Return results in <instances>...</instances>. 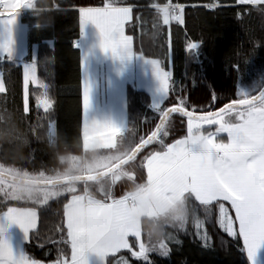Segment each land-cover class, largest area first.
<instances>
[{
	"label": "trees",
	"instance_id": "trees-1",
	"mask_svg": "<svg viewBox=\"0 0 264 264\" xmlns=\"http://www.w3.org/2000/svg\"><path fill=\"white\" fill-rule=\"evenodd\" d=\"M104 2L105 0H36L32 9L20 13L22 21L29 26L31 47L37 46L38 76L50 86L49 95L54 101L50 112L58 134L53 142L48 133L47 122L36 121L34 97L41 94L42 90L30 86V109L33 110L23 114L20 110L22 66L15 62L17 67L10 65L13 61L0 63L6 82V92L0 93V117H3L0 119V131L6 132L14 144L21 145L19 151L0 150V168H14L19 173L18 177L25 179L56 180L82 175L91 160L107 154L108 150L83 153L80 129L82 52L79 47H74V44L80 45L82 39L78 8L102 7ZM116 2L119 6L132 7V19L126 23L125 32L132 37L133 50L142 52L148 59H159L165 71H171L175 86L183 88L182 93H170L164 103L165 107L175 106L177 96L183 95L189 110H207L209 107L215 109L237 98L241 89L247 90L249 94L264 87V4L242 6L236 4L235 0ZM169 2L185 6L182 25L175 21L163 25L159 13L152 7L154 4L165 5ZM209 3L218 6L209 9L205 7ZM169 40L171 51H168ZM190 41L202 43L201 51L205 57L202 70H198L199 64L187 62L191 54L186 52V46ZM238 58L241 70L236 73L231 66ZM32 59L31 52L28 60ZM244 60L247 61L244 63ZM213 91L218 98L215 103L211 101ZM127 109L129 128L119 138L117 151H121L123 145L130 143V146L119 161L135 148L138 135L145 134L154 123H158V120H153L152 98L145 91L129 86ZM184 135L186 118L173 115L168 142ZM137 159L139 161V157ZM117 162L118 160L115 163ZM41 172L45 176H41ZM145 175L134 160L112 177L94 183L30 188L31 200L25 197L26 206L35 207L42 202L45 193L50 195L53 191L62 192L68 188L90 194L98 201H106L110 196H119L122 192L129 195L145 188L148 184L144 179ZM63 199L61 195L59 200H52L48 205L38 208L39 238L45 246L39 248L34 243L25 244V250L37 259L49 261L56 258V249L49 242L57 239L60 232L57 224L62 219ZM183 205L192 213L187 226L183 229L169 228L166 239L162 241H150L143 227L145 220L156 221L162 216L142 220V241L146 246L155 247L167 242L170 236L179 240V243L169 242L170 251L166 257L150 253L149 259L153 264H249L240 244L219 227L218 213L214 211L212 216H205L203 205L198 204L192 194L185 197ZM225 206L230 209L227 202ZM196 220L206 222L200 231L201 234H208L207 246H202L203 241L194 234L191 225ZM62 247L70 254L67 246ZM120 256L125 257L129 264H145L132 257L127 250L121 251L116 257H109V260L119 259Z\"/></svg>",
	"mask_w": 264,
	"mask_h": 264
},
{
	"label": "snow or ice",
	"instance_id": "snow-or-ice-1",
	"mask_svg": "<svg viewBox=\"0 0 264 264\" xmlns=\"http://www.w3.org/2000/svg\"><path fill=\"white\" fill-rule=\"evenodd\" d=\"M235 3L255 6V0H235ZM217 6L214 3L205 5L209 9ZM15 7L18 9L19 5ZM152 7L159 13L163 25H169L173 21L179 25L184 23V5L169 2L165 5L154 4ZM25 8L32 9L31 0ZM6 9L14 14L9 0H2L0 63L13 61L15 20L12 15L5 14ZM77 11L81 30L89 23L99 30L100 47L105 53H111L113 58L121 62L133 57L144 60L151 65L159 82L160 99L152 105L153 120H158V123H154L145 134L137 136L134 151V159L146 173L144 176L146 181L156 185L164 174L177 171L194 188L198 187L220 176L232 152L238 148L246 149L242 163L251 164L249 142L255 134L264 133V90L249 94L237 93V98L215 109L209 107L207 110L197 111L195 108L189 110L183 95L177 96L175 106L165 107L164 103L170 93H182L183 88L175 86L171 71H165L159 59H148L142 52L133 50L132 37L125 35V24L132 19V7L119 6L116 0H105L102 7L80 6ZM74 47L79 45L74 44ZM201 48L200 42L190 41L186 46V52L191 54L187 62L199 64L198 70H202V61L205 58ZM168 51H171L170 40ZM86 59L84 57L81 60L82 66ZM246 61L244 60V63ZM9 64L16 66L14 62ZM231 67L233 71L239 73L241 70L239 58ZM30 85L42 90L41 94L34 97L36 121L47 122L51 137L55 134V122L50 112L54 101L49 95V84L38 76L36 62L22 66L20 110L23 114L33 110L30 109ZM5 92L6 82L0 73V93ZM91 93L92 87L85 79L81 85V135L92 134L100 127L123 129L124 127L117 126L111 121L100 124L89 119L88 114L92 107ZM217 100L213 91L211 101L215 103ZM173 114L186 118V135L168 142ZM40 175L45 176L43 172ZM18 176L19 173L14 168H0V264H129L123 256L109 260V257H116L122 250H127L132 257L144 261L145 264H153L149 259L150 253L166 257L170 251L169 242L179 243L175 236H170L167 242L150 247L146 246L141 238L124 230L119 223V217L127 204L126 192L119 196H110L101 202L83 195L77 189L68 188L62 192L53 191L50 195L45 193L42 202L31 207L26 206L25 200V197L31 200V190L17 182ZM38 182L32 180L27 183ZM46 182L53 183L51 178H47ZM61 195L64 198L62 219L57 224L60 232L57 239L49 242L56 249V258L45 261L35 258L23 248L17 250L5 237V230L18 226L22 229L24 244L34 243L36 247L44 248L45 243L39 238L38 208L48 205L52 200H59ZM225 202L230 205V209L225 206ZM197 203L203 205L202 211L205 216H212L214 211L218 213L219 227L228 237L240 244V249L246 253L250 264H256L258 250L264 247V199L256 195L254 187L248 183L232 186L225 181L221 196L213 199L210 204L206 200H198ZM205 223L196 220L191 225L194 234L203 241L202 246L208 244L207 232L201 234L200 231ZM62 246H67L70 254Z\"/></svg>",
	"mask_w": 264,
	"mask_h": 264
},
{
	"label": "crops",
	"instance_id": "crops-1",
	"mask_svg": "<svg viewBox=\"0 0 264 264\" xmlns=\"http://www.w3.org/2000/svg\"><path fill=\"white\" fill-rule=\"evenodd\" d=\"M255 4H264V0L259 2L255 1ZM134 67V75L131 81L123 85L120 95L116 92V102L110 103V107L107 108L108 110L105 109L111 95L101 96L100 80L94 75L95 71L91 73L92 107L88 114L89 119L96 120L100 124L111 121L117 126L124 128L100 127L94 133L82 136L83 153L106 151L110 148L117 150L119 138L124 135L129 128L127 111V89L129 86L149 93L152 98V105L156 102L154 97L155 93L160 96L158 92L159 82L153 73V69L152 72H150L146 65H136ZM83 81L84 72L82 70V82ZM156 82L157 88H154ZM57 132L55 129V134L52 136L53 142L57 139ZM129 146L130 143L122 146V149H120L121 151H119V158L129 150ZM262 149H264V146L257 150L251 148V152L249 153L251 156L250 165L242 163L246 149L238 148L234 150L226 162L220 176L195 188L177 171L167 172L160 178L156 185H152L148 181L145 188L126 196L127 204L119 217V223L129 234L135 235L138 238L141 232L142 239L141 222L143 219H155L164 216L177 204L183 205L185 197L189 194H192L197 201H212L222 195V185L225 181L232 186L242 183L251 184L254 187L256 195L260 199H264V150ZM99 160L100 159L91 160L88 165H86L87 169L82 175L99 173L102 169L105 170L115 163L103 168L102 164L98 162ZM253 168L255 169L254 171L251 170ZM212 183H215V198L211 189ZM83 195L95 199L90 194L83 193Z\"/></svg>",
	"mask_w": 264,
	"mask_h": 264
},
{
	"label": "rangeland",
	"instance_id": "rangeland-1",
	"mask_svg": "<svg viewBox=\"0 0 264 264\" xmlns=\"http://www.w3.org/2000/svg\"><path fill=\"white\" fill-rule=\"evenodd\" d=\"M36 0H31L32 7L34 6ZM261 1V0H255ZM2 2V0H0ZM13 12H7L6 15H12L15 20L14 25V46H13V62L23 66L26 63L36 62L37 46L31 47L29 43V26L25 24L21 19L20 11H27L29 9L25 8V5L29 4V0H9ZM16 5H19V8L16 9ZM126 25V24H125ZM125 35L126 32H125ZM128 36V35H127ZM81 42L79 48L82 52V59L86 57L85 64L83 65L84 80L87 79L89 83L92 81V74L95 71L97 79L100 80V91L101 96L111 95L107 107H110V103L116 102V92L118 95L121 94V88L127 82H130L133 75L136 65L148 66L149 71L152 72V67L150 64L144 62V60L133 57L130 60L121 62L119 59L113 58L111 53H105L101 47V36L99 30L95 25L89 23L84 26L81 30ZM33 54V59L28 60L30 53ZM10 62V61H5ZM37 63V62H36ZM0 73L1 70H0ZM31 86V85H30ZM157 88V82L155 87ZM150 89V88H148ZM152 90V89H151ZM240 92L247 94L248 91L241 89ZM156 102L159 101L160 96L155 93L154 95ZM57 125L55 123V129L57 132ZM264 146V133H257L253 136L249 142V147L254 150L261 149ZM259 155V154H258ZM119 158V151L115 149H108L107 154H103L99 159V163L102 164V167L109 166L116 162ZM254 171L255 169H251ZM211 189L213 191V196L215 198V183H212ZM203 196V195H201ZM209 204L211 201H208ZM230 206V205H229ZM188 223V222H187ZM186 223V226H187ZM39 225V222H38ZM5 237L9 240L11 244L17 250L24 249L25 244L23 243L22 229L18 226H13L5 230ZM139 238H141V232L139 233ZM246 254V253H245ZM247 257V255H246ZM248 259V258H247ZM249 261V260H248ZM250 264V262H249ZM256 264H264V247L258 250Z\"/></svg>",
	"mask_w": 264,
	"mask_h": 264
},
{
	"label": "clouds",
	"instance_id": "clouds-1",
	"mask_svg": "<svg viewBox=\"0 0 264 264\" xmlns=\"http://www.w3.org/2000/svg\"><path fill=\"white\" fill-rule=\"evenodd\" d=\"M21 145L14 144L11 137L4 131H0V150L19 151ZM132 190H135L133 188ZM192 213L184 205L177 204L168 213L156 221L145 220L144 231L150 241L159 242L167 237L169 228L183 229Z\"/></svg>",
	"mask_w": 264,
	"mask_h": 264
},
{
	"label": "water",
	"instance_id": "water-1",
	"mask_svg": "<svg viewBox=\"0 0 264 264\" xmlns=\"http://www.w3.org/2000/svg\"><path fill=\"white\" fill-rule=\"evenodd\" d=\"M264 90V87L261 89ZM176 115V114H173ZM134 151L135 148L122 160L118 161L111 167L95 174L88 175H76L70 176L62 179L52 180L53 183L49 184L46 180H38V183H27L28 181H32L34 179H25L18 177V181L21 184H24L28 188H57L62 186L74 185V184H83V183H94L100 181L107 177H112L116 172L120 171L126 165L134 161Z\"/></svg>",
	"mask_w": 264,
	"mask_h": 264
},
{
	"label": "built area",
	"instance_id": "built-area-1",
	"mask_svg": "<svg viewBox=\"0 0 264 264\" xmlns=\"http://www.w3.org/2000/svg\"><path fill=\"white\" fill-rule=\"evenodd\" d=\"M7 11H8V9L5 10V12H7Z\"/></svg>",
	"mask_w": 264,
	"mask_h": 264
}]
</instances>
